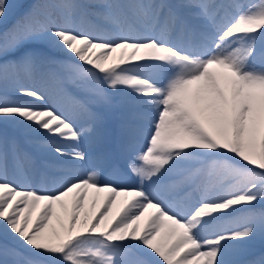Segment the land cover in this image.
Listing matches in <instances>:
<instances>
[{"label": "snow or ice", "instance_id": "obj_1", "mask_svg": "<svg viewBox=\"0 0 264 264\" xmlns=\"http://www.w3.org/2000/svg\"><path fill=\"white\" fill-rule=\"evenodd\" d=\"M11 7L0 0V18ZM48 7L64 22L38 19L35 6L0 39V81L30 75L54 51L93 102L124 92L142 120L122 145L134 178L125 185L77 150L97 131L92 102L76 100L68 114L20 84L27 99L0 100V125L68 168L51 191L0 175V222L26 253L15 264H238L231 257L264 240V0H105L93 14L109 27L98 32L75 25L82 6L73 0ZM75 115L92 126L78 128ZM89 190L108 193L100 209L97 196L86 208ZM133 251L139 258H126Z\"/></svg>", "mask_w": 264, "mask_h": 264}, {"label": "rangeland", "instance_id": "obj_2", "mask_svg": "<svg viewBox=\"0 0 264 264\" xmlns=\"http://www.w3.org/2000/svg\"><path fill=\"white\" fill-rule=\"evenodd\" d=\"M28 1L30 0H23L20 3V7L19 5L16 6L9 15L5 18H0V30H4L1 39H3L6 33L10 32L15 26L22 22L25 19L26 14L30 12V10H26L23 11V13L17 14V11L23 9ZM61 2L62 0H56L57 4ZM73 2L82 6L81 0H73ZM91 2V6L85 10H82L81 8L82 15L77 17L74 23L82 31L95 30L98 32L109 27L104 20L93 14L102 11V9L95 6L105 2V0H91ZM228 2L229 0H216V3L218 4ZM49 5L50 0H41L39 2L38 6L41 8L40 12L42 15L38 17V19L43 20L45 14H50L51 18L55 20L57 24L63 23L64 21L60 11L48 7ZM92 16L97 21L91 18ZM51 55L53 61L41 63L30 75L19 73L15 77L10 76L6 86L0 81V100L7 99L8 101H15L18 99H24L18 97L15 93L16 85L20 84L26 87H35L38 90L44 91L49 97V106L61 109L66 113L69 112L68 114L73 113L75 110L76 100L92 102V109L99 117V123L96 125V127L99 128V132L95 138L89 133L86 139L81 140L80 147L77 150L86 151L90 157L96 155V164L94 162H89L88 167L101 172L105 180L131 185L134 182V178L129 179L124 175L127 169L128 157L127 153L123 150L122 145L127 138L128 133L142 120V115L138 107L127 95L124 94V92L112 95L106 102H93L95 101V98L93 97L87 83L72 82L69 79V73L64 67V63L68 62V57L54 51ZM7 59L11 61L13 57L9 55ZM3 62L4 58L0 57V63ZM257 65H259V61L257 62ZM157 78L159 79V77ZM69 98L74 102L70 104L71 107H66L68 106L67 100H69ZM82 116L84 115H75L73 116V119L74 121H77L80 118L82 119L81 123L83 125L81 128L92 126L89 118L84 116L85 119H83ZM11 132H13V134ZM22 140L28 143V147L24 145ZM13 142H15L16 151L13 150ZM63 143L69 145L75 142L65 141ZM145 143L146 141H143L142 139L138 140L136 148H142ZM36 150L37 153L43 151L35 147L30 138L25 136L16 126L9 125L5 127L4 125H0V152H5L7 154L6 160L0 162V175H7L6 178L8 180H16L17 182H22L21 177H26L28 184L32 187L38 190L51 191L55 187V178L66 174L68 171L67 165L61 164L56 158H54V154L50 153L52 157L51 159L53 160L51 161V159H49V162L45 164L43 171L40 170V172L42 171L41 173L32 174L30 172L38 166L39 162L35 158V154H37L35 153ZM67 150L71 151V149ZM104 151L106 152L105 154ZM24 153L31 155V158H27ZM60 159L62 160L63 158ZM114 160H116V163H113L106 171V167ZM118 177L123 178L121 179ZM107 195L108 193L106 192L97 194L92 190H89V199L86 203V208L90 209L92 197L97 196V208L100 209L104 198ZM123 201L124 197L122 196L116 198L113 213L122 206ZM141 223H143V221H141ZM252 242L256 243L257 246H246L238 255L231 257V259L238 257V264H260V262L264 260V253L261 254V251L259 250L264 246V240L257 237ZM25 254L24 250L17 245L15 241L6 237L2 222H0V264H15V261L22 258ZM126 258L137 259L139 258V255L133 251V254Z\"/></svg>", "mask_w": 264, "mask_h": 264}, {"label": "bare ground", "instance_id": "obj_3", "mask_svg": "<svg viewBox=\"0 0 264 264\" xmlns=\"http://www.w3.org/2000/svg\"><path fill=\"white\" fill-rule=\"evenodd\" d=\"M76 96V95H75ZM73 97V96H72ZM20 98H23V97H20ZM81 98H84V97H81ZM25 99V98H24ZM67 104H68V106H66V107H71L70 106V104H72L74 101L72 100V99H70L69 98V100H67ZM70 111V110H69ZM69 113V112H68ZM82 118L83 119H85L84 118V116H82ZM128 118V117H127ZM81 121H82V119L80 118L79 120H77V121H74L75 123H76V126L78 127V128H81V126L83 125L82 123H81ZM123 122V121H122ZM90 125V124H89ZM99 132V128L97 127V131L95 132V133H90L91 135H93V137L95 138L96 136H97V133ZM12 134H13V132H11ZM15 133V132H14ZM92 137V136H91ZM33 150V149H32ZM106 152L104 151V154H105ZM124 153V152H123ZM25 154V156L27 157V158H31V155H29V154H27V153H24ZM37 160H39V163H40V165H42V164H46L47 163V161H48V159H51L52 157H51V154L48 152V151H43V152H41V153H39L38 155H36V157H35ZM55 158V157H54ZM95 158H96V155L95 156H92V157H90V159H92V160H89V162H96V160H95ZM53 159H51V161H52ZM96 164V163H95ZM34 167V166H33ZM32 171V170H31ZM42 172V171H41ZM40 172V173H41ZM7 176V175H6ZM16 181V180H15ZM250 246H257V244L256 243H254V242H251V243H249L248 245H247V247H250ZM259 251H261V254L262 253H264V246L259 250ZM251 255V254H250ZM254 255V254H253ZM247 257V256H246ZM237 258L238 257H236V258H234L233 260H235V261H237ZM1 259H2V257H1ZM246 264H249V263H246Z\"/></svg>", "mask_w": 264, "mask_h": 264}, {"label": "trees", "instance_id": "obj_4", "mask_svg": "<svg viewBox=\"0 0 264 264\" xmlns=\"http://www.w3.org/2000/svg\"><path fill=\"white\" fill-rule=\"evenodd\" d=\"M18 0H7L8 4H10L12 7H11V12L12 10L15 8V5L17 3ZM27 1V0H26ZM41 0H30L28 1L25 6L23 7V9H20V11L18 13H23V11H26V10H32L35 6H38L39 2ZM80 1V0H78ZM81 4H82V10H85L86 8H88L89 6H91V0H81ZM52 4H57L56 3V0H50V5ZM41 10V8H40ZM93 19H95L93 16L91 17ZM3 32L4 30L1 29L0 30V39L2 38V35H3Z\"/></svg>", "mask_w": 264, "mask_h": 264}]
</instances>
